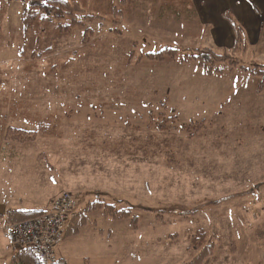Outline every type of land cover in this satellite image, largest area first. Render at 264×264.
<instances>
[{
    "label": "rangeland",
    "instance_id": "rangeland-1",
    "mask_svg": "<svg viewBox=\"0 0 264 264\" xmlns=\"http://www.w3.org/2000/svg\"><path fill=\"white\" fill-rule=\"evenodd\" d=\"M71 1L100 17L82 18L104 35L91 45L81 42L78 28L58 31L45 17L23 46L27 1L0 0V178L6 169L24 168L20 174L40 186L41 207L69 192L74 211L102 198L137 215L132 226L88 212L80 231L56 246L65 264H184L199 228L213 234L216 246V259L203 264H264V253L253 259L245 250L264 220V94L252 91L245 72L225 64L223 75L174 61L127 65L133 40L138 48L161 42L149 35L214 47L193 0H155L149 13L141 0L135 8L128 0ZM154 99L165 100L182 121L205 117L215 129L191 140L177 128L150 135L138 111L144 114L150 106L141 102ZM251 104L262 109L255 114ZM20 130L35 132L34 139L7 145L8 135H28ZM5 184L0 180V208L11 193ZM6 225H0V264H13Z\"/></svg>",
    "mask_w": 264,
    "mask_h": 264
},
{
    "label": "trees",
    "instance_id": "trees-1",
    "mask_svg": "<svg viewBox=\"0 0 264 264\" xmlns=\"http://www.w3.org/2000/svg\"><path fill=\"white\" fill-rule=\"evenodd\" d=\"M23 1H27V4L23 9L22 16L20 19L22 28L21 34L24 37L23 46H25V40H28V36L26 37V35H32L34 33H37L41 23L45 20V17H49L50 21H56L55 26H53L55 30L57 29L58 31H62L64 29L65 31L68 30V32H70L73 29L78 28L80 31L79 34L81 37V42H85L84 45H89L93 39H100V37L104 36L101 35L97 30H95V28L93 27V22H91V20L89 22L82 20V18L86 17H100L96 15L83 14L84 9L77 1ZM128 1L129 3L134 5V8L135 5L139 3V0ZM141 1L145 2L146 5H148L147 8L145 7L146 13H149V11L153 9V5H155V2H153L155 0ZM149 6H151L152 9H150ZM116 10L120 11L119 9ZM79 12L82 13L80 14ZM76 13H79V16H76ZM153 16L154 15L148 14L149 20ZM157 17L165 18V14L159 13ZM227 17L230 19V22L232 23L231 25L235 33V41L230 47H211L207 45H203L201 47H191L188 45H183L179 42L167 43V41L169 40H167L166 38L154 37L147 33V35H149L151 39L158 40L161 42H159V44L155 43L154 45L156 46L154 48H145V43L143 42V46L138 48V41L136 39L133 40V43L135 42V45L131 47L127 54V65L132 67H138L143 65V67H146L148 65H154L160 62L166 63L168 61H174L180 65H195L201 73L206 75H223L225 73V69L222 67V65L225 64L229 68L228 71L232 70L235 67H238L241 71L245 72L248 75L247 79L248 83L252 86V91L256 94H264V62L257 60L255 56L256 51L251 48L243 28L239 24H237L235 20L231 19L230 16L227 15ZM100 24L99 26L102 27V23ZM113 24L114 25H112L111 27L115 28L116 21H113ZM111 30L113 29H110V31ZM129 31L133 34H137V32L132 30L131 28ZM245 58L247 59V63L242 62V60ZM141 103L142 106H145V109L147 106H150L149 110H145L144 114L138 111V121L139 123L144 122L145 127H147L146 129L150 128V135L153 132H158L157 128H160V130L163 129L166 132L172 131L170 129L177 128V133H183V136L181 137H186L187 139L191 140L198 139L200 137L205 138L208 135L209 131H213L215 129L214 127L212 128V126L207 127L208 124H205L207 122L205 117L201 119L189 117L187 121L180 120L179 115H177V113L173 112L169 108V105L167 104V102H165V100L154 99V101L148 102L147 100H144ZM155 106H159L160 110H155ZM165 109L169 110V112H166ZM134 113L136 114V112ZM141 116L145 118L141 119ZM176 124L178 126H176ZM153 127L154 130H152ZM15 131L17 130L14 129L13 132ZM21 132L28 135L16 137L8 135V137H11L13 140L12 142H7V145L13 147L12 144L16 143L22 146L25 145V143L31 142L34 139L33 137L35 132ZM206 132H208L207 135ZM16 135H22V133H16ZM73 198L75 199L74 196ZM118 201L120 202V200ZM50 206H45L33 210H14L5 207L4 211L0 212V225L15 224L26 219L36 217L47 212ZM76 206L77 203L75 205V208ZM97 210H100L106 217L112 218L113 220L129 219L132 226L135 225L137 222V215H133L131 207H117L115 203H110L103 200L102 198H97L95 200L88 201L84 205V207H82V211L73 210L70 213L67 219L66 226L64 228L62 240L67 236L76 235L80 231L81 227L86 224V214L88 212ZM212 236L213 234L209 232L206 228H199L192 235H190L191 240L189 242V248L192 251V255L190 259L184 264H203L207 260L214 261L216 259V246L214 240L212 239ZM8 243L10 242L8 241ZM12 245L14 253L11 257V260L13 264H41L40 261L34 255L32 247H30L29 245ZM50 264H65V259L63 257H58L56 253V260Z\"/></svg>",
    "mask_w": 264,
    "mask_h": 264
},
{
    "label": "crops",
    "instance_id": "crops-1",
    "mask_svg": "<svg viewBox=\"0 0 264 264\" xmlns=\"http://www.w3.org/2000/svg\"><path fill=\"white\" fill-rule=\"evenodd\" d=\"M193 2L201 24L209 27L213 46L230 47L235 41L234 29L228 15L243 28L251 48L256 51V58L264 62V0H193ZM251 107L253 113L262 109L258 104H251ZM22 172L24 168L19 166L14 171L15 174L7 169L3 171L4 175L0 180H5L4 188L11 192L8 199L4 198L3 202L1 201L4 208L33 210L44 207L38 203L40 196L36 190H39L40 186L34 188L30 185L31 181L21 175ZM24 181H28L27 185ZM254 226L259 228L258 240L247 244L245 250L253 251L254 254H251L253 259H261L259 256L264 250L260 249H263L264 245L260 247L259 243L264 241V231L260 228H264V220Z\"/></svg>",
    "mask_w": 264,
    "mask_h": 264
},
{
    "label": "built area",
    "instance_id": "built-area-1",
    "mask_svg": "<svg viewBox=\"0 0 264 264\" xmlns=\"http://www.w3.org/2000/svg\"><path fill=\"white\" fill-rule=\"evenodd\" d=\"M76 201L68 193L59 194L49 210L24 221L7 224L4 235L14 245H29L41 264L56 260V246L62 241L64 228Z\"/></svg>",
    "mask_w": 264,
    "mask_h": 264
},
{
    "label": "water",
    "instance_id": "water-1",
    "mask_svg": "<svg viewBox=\"0 0 264 264\" xmlns=\"http://www.w3.org/2000/svg\"><path fill=\"white\" fill-rule=\"evenodd\" d=\"M3 211H4V207H3V208L1 207V208H0V212H3Z\"/></svg>",
    "mask_w": 264,
    "mask_h": 264
}]
</instances>
